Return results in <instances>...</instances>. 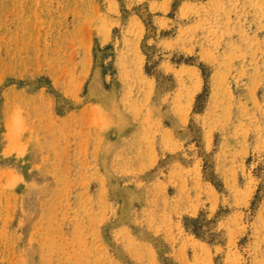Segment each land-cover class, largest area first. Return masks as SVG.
Returning a JSON list of instances; mask_svg holds the SVG:
<instances>
[{"label":"rangeland","instance_id":"374dc122","mask_svg":"<svg viewBox=\"0 0 264 264\" xmlns=\"http://www.w3.org/2000/svg\"><path fill=\"white\" fill-rule=\"evenodd\" d=\"M0 264H264V0H0Z\"/></svg>","mask_w":264,"mask_h":264}]
</instances>
